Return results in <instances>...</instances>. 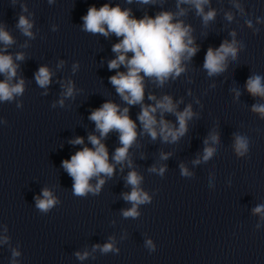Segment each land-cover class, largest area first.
<instances>
[{
  "label": "clouds",
  "instance_id": "clouds-1",
  "mask_svg": "<svg viewBox=\"0 0 264 264\" xmlns=\"http://www.w3.org/2000/svg\"><path fill=\"white\" fill-rule=\"evenodd\" d=\"M54 3V0H48ZM156 0H137L140 4H154ZM15 4V0H12ZM132 3V0H127ZM211 0H176L178 11H160L154 17L145 14L137 19L132 14L130 8H122L119 4L112 6L110 3H104L97 8L90 6L87 14L82 17V30L91 34H100L108 37L114 34L119 38V42L112 46V51L116 53V58L108 62L109 70L119 69L124 66L126 71H117L110 79L111 85L116 93L129 106L140 105V112L136 120H133L129 114V107H121L112 101L104 102L99 108L93 110L89 119L95 123V130L99 135L89 134L87 139L92 147L84 146L78 150L70 159L62 161V167L72 178V191L77 197H85L92 193L98 195L105 184L104 177L111 178L115 174L116 165H121V171L126 164L131 169L125 177L126 185L131 187V191L123 193L122 197L132 206L122 210L125 218H137L140 213V205L151 203V197L141 188L143 177L133 168L129 150L135 144L139 133L137 132V120L142 126V132L151 137L153 141L157 137L163 142L174 143L183 137L188 130V121L195 113L192 105H187L183 111H178V104L174 103L170 95H164L160 99L153 94L148 95V100L154 101V104H145V78H149L163 86L170 78L175 80L182 73L186 72L185 62H190L199 51V45L195 43L192 35L193 28L186 25L180 17L187 14L188 9L181 5H189L195 10L197 16L202 18L205 26L216 17V10L209 7L205 11V6H210ZM233 6L241 14H246L243 6L238 0H233ZM22 11L27 12L26 5H21ZM225 18L231 22L233 14L225 13ZM257 23H264V19L257 18ZM246 25L253 27L252 21L247 20ZM34 26L33 20L28 16L20 14L16 27L20 32L29 38H34L32 32ZM55 30V28L53 29ZM256 31H259L257 29ZM231 40H224L218 48L209 47L204 56L203 68L209 77L219 75L227 70L229 58L232 61L237 60L238 53L244 47L236 40V32H230ZM15 43L13 36L6 27L0 24V44L4 45L0 49V75L4 79L0 80V101H12L15 97L22 96L25 91V80L21 77L16 79L19 64L15 61L24 60V53H16L15 57L7 52L8 46ZM131 53L129 57L128 54ZM63 64V62H61ZM78 65H73V71ZM52 72L47 66L39 67L35 73V80L39 87L47 88L51 83ZM63 96L65 98L73 97L74 84L69 80L65 85ZM246 91L253 97L264 100V75L253 74L245 82ZM236 91L239 97L240 92ZM59 104L63 106L64 100ZM20 105L18 104V107ZM251 111L259 114L264 119V103L252 105ZM159 113V119L157 118ZM174 114L178 127L164 118V114ZM116 132L119 139V147L109 156L106 144L103 142L110 132ZM219 143V134L212 132L205 140L206 147L200 159L194 161L199 163L202 159L207 162L216 152V148L209 145ZM73 145H84L83 137H76L70 141ZM233 149L237 156H244L249 151V141L246 136L235 134ZM170 153H162L161 159H168ZM166 166L157 168L153 165L149 171L163 176ZM181 174L190 176L188 169L181 165ZM96 179L95 185L91 183ZM41 196L35 198L36 208L41 213H48L57 203L58 199L48 189L42 190ZM253 214L261 215L264 219V205H257L253 209ZM259 227V225H257ZM3 242H8V237L3 238ZM146 246L150 251L155 250L151 240L146 241ZM99 249L102 254L117 253L119 249L114 246V240L110 238L109 242L93 246V251ZM20 255L16 249L12 250L13 264L15 258ZM80 260L88 258L87 251L75 253Z\"/></svg>",
  "mask_w": 264,
  "mask_h": 264
}]
</instances>
